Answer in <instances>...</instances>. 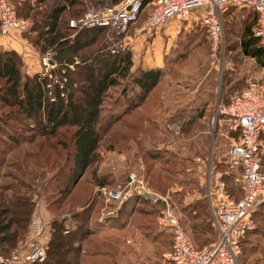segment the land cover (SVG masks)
<instances>
[{
    "label": "trees",
    "instance_id": "trees-1",
    "mask_svg": "<svg viewBox=\"0 0 264 264\" xmlns=\"http://www.w3.org/2000/svg\"><path fill=\"white\" fill-rule=\"evenodd\" d=\"M120 1L23 0L14 5L11 0L17 16L29 21L25 30L29 33L22 38L39 56L47 51L51 54L59 79L47 88L48 80L41 68L27 74L20 55L0 46V168L12 169L0 171V258L22 243L35 204L41 201L58 217L48 222L44 260L30 264H117L105 254L107 241L88 227L89 219L101 207L112 206L103 202L96 189L111 188L125 179V175L101 173L96 166L100 161L97 149L102 102L113 87L118 88L113 102L122 108L106 128V146L122 152L131 150L141 162L144 184L152 191L178 199L175 209L182 214L196 248L215 239L205 199L183 203L188 190L199 188L190 164L195 156L203 158L208 152L210 117L204 112L205 103L168 116L169 123L177 127L176 134L174 129H162L153 118L151 110L156 104L150 100L164 74L170 72L169 66L131 70L130 50L111 48V42L118 38L113 30L106 36L104 27L67 25L70 18L89 7H110ZM150 1L143 0V5ZM147 6L151 8L150 4ZM250 12L254 25L256 15ZM243 34L239 42L241 53L264 66V44L249 26L244 27ZM175 59H170L169 64ZM58 69L63 72L58 73ZM231 92L223 85L217 105L226 104ZM219 118L221 115L216 114ZM220 162L226 170L221 175L225 190L238 199L239 168L230 167L224 159ZM189 166L192 169L186 170ZM261 171L264 172V161ZM7 178L10 181H1ZM65 212L70 213L73 228H64L65 219L60 216ZM155 212V205L139 197L131 223L141 228L156 227ZM252 217L255 228L241 238L238 261L247 242L252 244L250 236H264L263 204L257 206ZM164 234L167 236H163V243L167 245L169 234ZM257 250L264 251V247Z\"/></svg>",
    "mask_w": 264,
    "mask_h": 264
},
{
    "label": "built area",
    "instance_id": "built-area-1",
    "mask_svg": "<svg viewBox=\"0 0 264 264\" xmlns=\"http://www.w3.org/2000/svg\"><path fill=\"white\" fill-rule=\"evenodd\" d=\"M151 8L141 23L147 33L163 25L171 17L186 19L195 14L204 30L210 50L220 46L223 35V14L230 10L247 9L256 15L253 35L264 44V0H151ZM143 0H122L114 6L89 7L81 15L67 21L71 28L104 27L116 34L136 22L143 9ZM128 7V8H127ZM29 26L26 18L17 16L11 0H0V34L22 32ZM41 74L48 80L46 87L57 81L53 70L57 63L47 51L39 57ZM60 73L63 69L59 70ZM61 87V83L59 84ZM60 95H62L60 93ZM227 120L229 131L237 132L236 140L229 145L226 160L230 167L239 168L240 197L234 199L225 190L221 174L213 171L210 162L203 164L205 193L215 239L208 245L196 248L179 221V215L170 197L151 191L143 182L142 166L126 172L125 179L111 188L96 190L104 203L112 206L102 210L100 221L114 218L120 207L132 196L138 195L156 206L154 222L159 230L170 237L169 264H238L240 240L255 228L252 213L255 206L264 202V173L261 171L260 136L264 133V85L256 80L247 81L233 91L229 101L215 107V113ZM47 222L32 214L26 230L27 239L14 248L1 264H30L45 258L42 228Z\"/></svg>",
    "mask_w": 264,
    "mask_h": 264
},
{
    "label": "rangeland",
    "instance_id": "rangeland-1",
    "mask_svg": "<svg viewBox=\"0 0 264 264\" xmlns=\"http://www.w3.org/2000/svg\"><path fill=\"white\" fill-rule=\"evenodd\" d=\"M21 1L23 0H12L14 5H20ZM148 9L149 6H145L142 14L148 11ZM142 14L137 20V25L140 24L143 19ZM222 19V40L220 46H218L214 52H212L209 48L204 30L196 22H189L187 29L181 28L179 30L177 38L175 39L176 43H174L175 48L170 50L169 54L165 57V64L163 65L165 68L169 66L171 73L169 72L167 75L164 74L162 82L157 88V92H155L154 96L152 94V98L150 100L152 104H156L155 109H153V111L151 110V112H153V118L157 124H159L162 129H174L175 134L177 127L174 126V124L169 123V115L181 112L182 110L188 111L190 110V107L194 105L197 106L201 103L206 104V108H208V110L205 113L208 118L210 117L209 135L212 136L209 138L206 151L208 150V152H210L211 163L212 166H214L213 171L218 170L221 173L226 170H224L219 163H222L220 162L221 159H226V153L229 145L233 142L231 139L236 140V131L231 133L226 128V125H228L227 120L220 119L217 121L216 116H214V108L219 102L221 88L224 85L226 88L229 87L232 91H235L241 88L247 81L252 80H256L264 85V66H259L254 59L243 55L239 48L240 39L244 36V27L249 26L250 30L254 27L250 10H230L223 14ZM185 21L186 20H180L174 24L177 27L182 26ZM10 33L11 37H22V35L28 34L29 31L22 33ZM123 33L124 32L117 34L118 38L111 42L112 49H120L122 51L123 49L128 48L127 44L126 46L123 44ZM104 35H110V31L106 29ZM22 39L28 42L26 38ZM39 57L40 56L38 55V58ZM174 57L177 59H175V61L173 60L174 62L169 64L170 59ZM181 57H184L185 60L181 61L179 59ZM58 73H60L59 69ZM55 76L57 77L56 73ZM57 78L59 79V77ZM116 92H118L117 87L109 88L107 91L108 95L102 102L103 108L99 121L101 130L100 142L97 149L100 161L96 166L97 170L101 173H113L115 176H118L125 175L128 171L136 172L138 170L140 160L135 157L131 150L122 152L115 147L108 148V146H106V137L108 136L106 128L109 126V121L113 118V116L122 108L121 104L117 105L113 102ZM166 147H170V145H166ZM206 153L202 158L204 160L207 158ZM179 155L183 156L184 152H180ZM258 155L260 157V161H264V138L262 139V145ZM192 165L193 170H191V172L193 175V171L196 173V168L194 167L197 165L191 163L190 166L192 167ZM190 166L188 168L186 167V170L189 168L192 169ZM8 169L3 167L0 168V171H8ZM1 181L10 180L7 178ZM170 186L174 187L175 185L172 184ZM174 189H176V187ZM158 194L166 195L167 193ZM170 199L172 205L175 207L178 199ZM149 204L151 203L149 202ZM260 204L264 205V202L258 203L255 206L254 211ZM130 206L131 204L128 202V205L123 207V210L120 213V219L117 221L116 219L110 221L107 220L108 222L106 221L104 224H101L96 222L98 216L96 215L97 217H94L93 215V217H91L92 219L88 223L89 229L94 233L102 237L108 235L111 239L113 238V243H106L104 249H108V251L111 252L109 254H111L112 259H114L117 263L118 251L124 253V251L127 250L126 247H131L130 243L126 242L128 238L133 237V235L137 236L139 233H153L156 229L158 230V228L148 225L144 226L145 228L134 226L131 223L132 215L128 221L127 213L131 209ZM32 214H37L42 221L47 223L52 217H58L57 213H53L41 201L36 202ZM69 215V212H65L60 217H63L65 220H70ZM121 225L125 228L122 231H118V228L121 227ZM164 235L167 236L162 233V236ZM249 243L250 241H248L243 247L244 250L241 252V260L239 261L240 264H256L259 260H263L257 255L250 257L249 252L262 249L264 247V243L259 240V238H253L252 244ZM120 261L122 264H130L128 259L125 260L121 258ZM157 262L158 260L153 256L151 264H156Z\"/></svg>",
    "mask_w": 264,
    "mask_h": 264
},
{
    "label": "crops",
    "instance_id": "crops-1",
    "mask_svg": "<svg viewBox=\"0 0 264 264\" xmlns=\"http://www.w3.org/2000/svg\"><path fill=\"white\" fill-rule=\"evenodd\" d=\"M147 5H149V4H144L143 9ZM143 9H142V11H143ZM143 19H144V17H143ZM143 19L141 20V23H142ZM180 20H182V21L186 20V21L183 23L182 26L177 27L174 23L177 21H180ZM189 22L190 23L196 22L197 24L200 25L199 19L195 14L191 15L190 17H188L186 19H179L177 17H171L163 25L152 30L149 33H147L146 31H144L141 28V23L138 25L136 24L137 20L135 23L128 25L126 30L123 33L122 39H123V44L125 46L127 44V47L130 50L131 70H134L136 68H140L142 70L149 69V68H162L163 65L165 64V57L169 54L170 50L175 48L174 43H176L175 39L177 38V34H178L179 30L181 28L187 29V27L189 26ZM0 46H2L5 49H12L17 54L20 55V57L24 63L25 72L27 74L31 75V74L39 71L40 65H39L38 55L35 52V50L33 49V47L28 42L23 40L22 37H11V33L6 34V35L0 34ZM180 60L184 61L185 58L180 59ZM194 107H195V105H194ZM191 108H193V106L190 107V109ZM207 110H208V108H206V104H205L204 105V112H206ZM181 112H184V110H182ZM214 113H215V108H214ZM220 119H223V118H219L218 120L217 119L216 120L219 121ZM263 138H264V133L261 134V136H260V144L261 145H262V139ZM231 140L233 141V139H231ZM195 157L200 158V160L203 161V164L206 163L207 161H209L212 170H214V166H212L211 159H210L211 158L210 152L207 153V158L205 160L202 159L200 156H195ZM195 157L193 158V164L197 165L194 167V168H196L195 169L196 173L194 172L192 176H194L197 179L199 188H197V189L192 188L185 193V195L183 196V203H185V204H187L189 202L196 201V200L200 199L201 197H203L206 201V198L204 196L205 180H204V169L202 167L203 164L201 165V164L195 163V161H194ZM224 161L227 163L226 159H224ZM215 171H217L218 173H220L222 175V173L220 171H218V170H215ZM197 172H198V174H197ZM167 195L169 196L168 193H167ZM137 198L139 199V196L135 195V196H132L129 200H127L120 207L118 215L116 217L104 218V220L100 221L99 219L101 216H99V215H101L102 210H103V208L101 207L99 209L98 213L94 214V217L96 215L98 216V217L96 216L97 217L96 222L104 224L107 220H109V221L115 220V219H116V221L119 220L120 219V213L123 210V207L125 205H128V202H130L131 209L127 213V218L129 221L130 220L129 218H131V215L135 209V206H136V203L138 200ZM134 199H135V202H134ZM206 204H207V201H206ZM207 211H208V215H209V218L211 221V215L209 212L208 204H207ZM177 213L179 215V221H180L181 226L184 228L185 232L187 233V235L191 239L190 231H189L186 223H184L182 220V214L180 212H177ZM91 217H93V215ZM91 219L92 218L89 219V222ZM253 222H254V220H253ZM63 225H64L65 229H69V228L74 227L73 221L67 220V219L63 221ZM47 226H48V223L45 224L43 229H42V235L41 236H42L44 242L46 241L47 236H48ZM155 226H156V228H158L156 224H155ZM124 228L125 227L121 225V227L118 228V231H122V230H124ZM162 232H163V234L168 233L165 230H159V229L157 230L156 229V231H154L153 233H141V234L139 233L137 236L136 235H133V237L130 236L131 238H128L126 240V242L130 243L131 247H126L127 250H125L124 253L121 251H118V256H117L118 263L117 262L116 263L122 264L120 260H121V258H123L125 260L128 259L129 260L128 262H130V264H151V260H152L153 256L155 258L157 256L158 262L156 264H160V263L161 264H169L168 252H166V251H169V249H170V241L167 243V245L166 244L164 245V243H163L164 238L162 236ZM95 235L104 239V242L107 241V243H113V238L111 239L110 236H108V235L103 236V237L99 236L96 233H95ZM250 238L253 239L254 236H250ZM258 238L262 242L264 241V236H261ZM26 239H27V236L25 233V237H24L22 242H24ZM169 239H170V237H169ZM154 251L156 254L154 253ZM80 252H82V249L80 250ZM109 253H111V252H109L107 249V252L105 253L107 255V257H109L111 255ZM254 255H257L263 259V260H259L256 264H264V251L255 250V252L251 253L250 257H252ZM238 264H240L239 261H238Z\"/></svg>",
    "mask_w": 264,
    "mask_h": 264
},
{
    "label": "water",
    "instance_id": "water-1",
    "mask_svg": "<svg viewBox=\"0 0 264 264\" xmlns=\"http://www.w3.org/2000/svg\"><path fill=\"white\" fill-rule=\"evenodd\" d=\"M128 8V7H127Z\"/></svg>",
    "mask_w": 264,
    "mask_h": 264
}]
</instances>
